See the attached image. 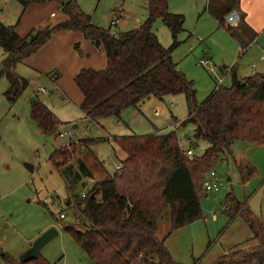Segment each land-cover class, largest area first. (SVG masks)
<instances>
[{"label":"rangeland","instance_id":"rangeland-1","mask_svg":"<svg viewBox=\"0 0 264 264\" xmlns=\"http://www.w3.org/2000/svg\"><path fill=\"white\" fill-rule=\"evenodd\" d=\"M44 3H32L22 12V7L15 0H0V22L14 25L19 19L18 31L25 23L33 22L28 19L32 16L41 21L33 28L61 22L64 12L57 10L53 4ZM75 3L91 17L94 25L102 28L110 25L112 9L117 6L124 9L125 14L114 27L116 31L133 29L146 19L144 0H75ZM177 5L178 2H175V8ZM203 8V0L184 3V9L179 13L185 17L184 31L177 35L179 43L171 53L177 68L186 79L192 80L199 103L216 86H230L232 72L238 79L254 73L264 76V33L254 32L255 40L242 51L237 41L212 16L205 11L201 13ZM49 12H54L55 16H48ZM122 20L125 25H122ZM153 31L161 45L168 47L171 44V33L161 18H156ZM21 33L24 35L26 31ZM249 39L242 37V43H247ZM75 45L72 44L70 50H64L65 53L60 56L65 54L67 61L73 54L79 56V45L78 48ZM3 56L0 49V60ZM53 67L56 69L38 74L27 64L26 57L18 61L14 71L29 85L13 104L3 97L8 84L6 78L0 76V264H18L24 250L48 228H55L57 232L39 250V255L49 264H92L63 226L77 216L73 213V202L89 191L93 183L112 176L125 157L113 137L166 133L174 131L178 125L176 135L181 147L192 146L193 152L199 155L208 146L207 141L192 137L194 125L179 123L186 119L188 113L184 94L165 95L159 99L150 97L136 107L123 109L118 117L91 121L85 118L73 100L62 103L55 96L58 90L54 89L55 83L49 74L58 73L59 69ZM73 83L77 88L72 79ZM39 87L44 88L46 93L38 92ZM35 95L55 113L59 121H67L55 135L42 133L32 120L31 104L27 98ZM155 110L159 111L158 115ZM72 127L70 143L75 148V158L81 159L89 174L86 173L80 180H74L71 174L62 175L58 171L60 169L47 160L55 148L64 149L68 141L58 134ZM187 139L192 140L191 143ZM81 146L84 148L81 149ZM235 163L241 164L244 173L251 171L245 180ZM71 166L76 168V165ZM209 170L215 172L221 184L218 190L205 194L202 191L199 196L201 214L197 219L166 234L168 209L162 210L157 218L156 234L160 239L166 236L164 244L174 264H193L194 261L211 264L218 258L222 259V255L234 245L245 240L248 246L254 244L252 232L243 219L240 216L230 218L237 202L245 206L264 231V144L237 140L228 152H222L221 159ZM60 212L64 213V218L59 217Z\"/></svg>","mask_w":264,"mask_h":264},{"label":"trees","instance_id":"trees-1","mask_svg":"<svg viewBox=\"0 0 264 264\" xmlns=\"http://www.w3.org/2000/svg\"><path fill=\"white\" fill-rule=\"evenodd\" d=\"M15 1L22 12L32 3L48 2ZM206 1L208 14L244 51L248 44L242 43V37L249 35L250 44L255 33L248 30L243 15L239 13L240 20L234 28L223 26L224 15L236 9L239 0ZM145 3L147 15L141 25L115 34H109V28L94 25L75 0L62 4L60 9L67 16L64 22L33 28L24 35L16 33L19 19L14 25L0 22V49L4 53L0 76L6 78L8 86L3 97L9 103H15L29 85L14 71L18 61L33 54L53 32L71 30L80 32L105 56L104 68H82L73 78L82 97L79 110L87 119L118 117L123 109L136 107L150 97L159 99L181 93L188 113L180 125L191 123L192 137L208 142L201 154L193 152L187 156L179 144L177 128L166 133L113 137L125 154L120 167L107 179L93 183L89 191L73 202V213L77 216L63 226L93 264H174L164 244L166 236L160 239L156 234L157 218L162 210L168 209L166 234L193 222L201 214L199 196L202 191L206 193L202 180L221 159L222 152H228L237 140L264 144V76L254 73L239 79L235 85L216 86L203 101L197 102L192 80L186 79L171 59L179 43L177 35L184 31L185 17L170 13L167 0H145ZM158 17L171 33L168 47L161 45L153 31ZM30 114L37 128L46 135H55L67 123L60 122L37 98L31 104ZM74 152L55 148L47 160L62 175L71 174L74 180H80L87 171ZM235 165L243 180L251 174V171L244 173L240 163ZM235 216L247 224L256 244L248 246L245 240L211 264H264L262 227L240 202L235 204L230 218ZM29 263L49 264L41 255L24 264Z\"/></svg>","mask_w":264,"mask_h":264},{"label":"crops","instance_id":"crops-1","mask_svg":"<svg viewBox=\"0 0 264 264\" xmlns=\"http://www.w3.org/2000/svg\"><path fill=\"white\" fill-rule=\"evenodd\" d=\"M193 1L195 3H198L199 1H202V0H191V1L190 0H167L168 11H170L169 10V8H170L171 9L170 13L171 12L172 13L177 12L179 14L184 9V3L190 4V3H193ZM203 1H204V8L202 9L201 13L203 11H205L208 14V12L205 10V7L207 5V1L206 0H203ZM175 2H178L177 8H175V6H174ZM49 3L53 4L57 10H60V8L62 6L60 1H58V0H48V2L44 3V5H47ZM144 3H145V0H144ZM30 5H32V4H30ZM236 9L240 13V15H243V17H244L243 20H244V23L246 24V26L248 27V30H252L253 32H258L259 34H260V32L264 33V0H239L238 7ZM122 10L124 11V14H125V10L124 9H122ZM144 10H145V17H146V15H147L146 3L144 6ZM31 12L32 11H30L28 13V15ZM52 15H54V12H49L48 16L51 17ZM66 18H67V16L65 14H63V17L61 18V22H64V20ZM28 19H30L33 22L31 24H28V25H27V23H25L24 26H22V28L20 29V31H18V29H16V33H18L19 35L22 34L21 33L22 31H26V33H27L28 31H30L34 27L33 25L39 24L41 22L38 17L32 16V18H28ZM90 20H91V17H90ZM123 21L124 20H122L121 23H122V25L123 24L125 25L126 22L125 21L123 22ZM184 22H185V20H184ZM57 23H60V22H57ZM109 27L110 26H108L107 28H109ZM117 32H118V30H117ZM248 32H250V31H248ZM51 36L52 37L49 39V41L47 43L43 44L41 47H39L34 52V54L26 57V62L30 66V68L35 69V71L38 74L48 73L50 70L56 69L53 66L58 67V69H59L57 71L58 73L53 72V74H51V73L49 74V76L51 75L52 82L55 83L54 89L58 90L57 93H55V96L59 97L62 103L71 102V100H73V102H75L74 104L76 106H78V108H79V104L81 102L82 97L80 95V91L78 90V88L75 87L74 83L72 84V79L82 68H90L93 70L104 68L105 67L104 53L102 51L98 50L96 47H94L91 44V42H89L80 32L78 33L75 31L64 29V30H60V31H56V32L52 33ZM243 37L248 38L249 35L243 36ZM255 38L256 37H254L251 41H254ZM249 41H250V39L247 42L248 47H249ZM72 44H78L79 45V50L81 51V54L79 56L73 54L74 56H72V58L67 61L65 54L62 57L60 55L62 52L63 53H65V51L68 52L70 50V47ZM39 88H42V87H39ZM39 88H37V91L41 92V91H39ZM77 91L79 92V94L77 93ZM41 93H43V92H41ZM32 97L35 98L36 95L32 96ZM155 112L158 113L159 111L155 110ZM157 113H156V115H158ZM66 122H63V123H66ZM176 122H178V121H176ZM74 126L75 125H73V127ZM177 126H175V129L177 128ZM136 135H138V134H136ZM123 159H124V157H123ZM118 165H120V164H118ZM115 170H116V168H115Z\"/></svg>","mask_w":264,"mask_h":264},{"label":"built area","instance_id":"built-area-1","mask_svg":"<svg viewBox=\"0 0 264 264\" xmlns=\"http://www.w3.org/2000/svg\"><path fill=\"white\" fill-rule=\"evenodd\" d=\"M0 15H1V11H0ZM123 16H124V11L122 10L121 7L117 6L116 8L112 9V18L110 20V25H109L110 27H109V31H108L109 34L110 33L115 34L117 32L114 29V27H116L118 25V23L120 22L121 18H123ZM239 20H240L239 12L236 9L230 10L229 12H227L224 15L223 26L224 27H233L234 25H236L239 22ZM39 91L46 93V90L43 88H39ZM155 113H157V112H155ZM72 130H74V128L73 129L69 128L67 131L60 132L58 134L59 137L68 139L67 143H65V145H64V150H66V151L68 150V152L71 154L75 150V148H73L72 144L70 143ZM187 141H189V143H191L192 140L187 139ZM83 146H81V149L84 148ZM184 153L187 156H191V154L193 153V147L191 146V147L184 148ZM119 167H120V165H118L116 167V169H118ZM220 184L221 183L216 178L215 172L211 171V170H209L207 172L206 177H204L202 180V187L206 193L218 190ZM59 217L64 218L65 217L64 213L60 212Z\"/></svg>","mask_w":264,"mask_h":264},{"label":"water","instance_id":"water-1","mask_svg":"<svg viewBox=\"0 0 264 264\" xmlns=\"http://www.w3.org/2000/svg\"><path fill=\"white\" fill-rule=\"evenodd\" d=\"M61 4L68 2L69 0H58ZM232 77V84L235 85V83L239 82V79L236 77L235 72L231 73ZM30 104H34L36 101V98L30 96L27 98ZM29 170L31 171V167H29ZM65 204H68V200H65ZM55 228H48L42 233L39 234V236L36 237V239L31 243V245L24 250L23 254L19 257V263L24 264L25 262H29L32 260H36L39 256V250L50 240L54 238V235L56 234Z\"/></svg>","mask_w":264,"mask_h":264}]
</instances>
